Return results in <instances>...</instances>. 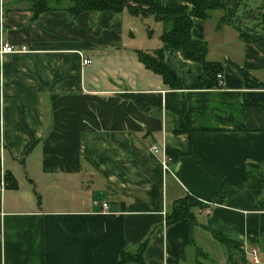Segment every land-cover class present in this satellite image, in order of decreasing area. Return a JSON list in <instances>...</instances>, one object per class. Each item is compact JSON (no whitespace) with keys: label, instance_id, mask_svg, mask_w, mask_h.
<instances>
[{"label":"crops","instance_id":"crops-1","mask_svg":"<svg viewBox=\"0 0 264 264\" xmlns=\"http://www.w3.org/2000/svg\"><path fill=\"white\" fill-rule=\"evenodd\" d=\"M28 7L0 0V47H26L0 53V171L15 183L5 176L0 192V264H112L124 243L147 235L145 264L226 262L207 229L247 260L256 249L263 263L264 188L223 185L264 169V37L244 42L218 14L193 17L192 36L222 65V84L200 88L202 62L163 44L153 19L126 11L71 17L64 8L32 18ZM136 24L153 33L142 39ZM156 48L182 88H168L138 60L136 49ZM178 121L189 133L173 131ZM167 150L181 155L164 168ZM186 193L205 206L193 209V222L164 224ZM190 234L205 258L187 243Z\"/></svg>","mask_w":264,"mask_h":264},{"label":"trees","instance_id":"trees-1","mask_svg":"<svg viewBox=\"0 0 264 264\" xmlns=\"http://www.w3.org/2000/svg\"><path fill=\"white\" fill-rule=\"evenodd\" d=\"M31 11V17L36 18L42 12L53 8H64L71 17L77 16L80 12L89 11L91 13H99L103 11H112L121 13L126 11L131 16L146 20L153 19L161 26L158 39L169 48L179 50L183 56L192 61H200L203 64L202 74L198 78V87L212 88L219 86L216 74L221 72L222 65L217 61L206 59L207 43L203 39L194 38L191 34L192 18L198 17L206 19L212 12L219 10L218 19L222 23L231 24L237 31L238 37L244 42H255L264 37V26L260 20V14L264 8V0H201V3L194 7H189L187 4H178L174 6H165L163 0H26ZM256 1V2H255ZM251 3L253 5H251ZM254 11L252 20L257 22L254 28L248 27V24H239V11L244 12ZM243 10H242V9ZM254 21V22H255ZM147 26V34L150 35L152 28ZM136 56L144 66L156 74H159L162 81L171 89L182 88V80L172 72L164 63L163 49L156 48L151 52L141 49H136ZM138 104V103H137ZM142 106L141 104H138ZM174 132H187L189 128L181 126V121L176 122ZM166 154L170 160L177 159L181 153L177 151L167 150ZM6 179L10 185L14 187L15 183L9 173H5ZM264 188V169L245 171L244 180L242 183L227 187L223 185V190L231 189L239 192L245 188ZM219 201H222L223 191L218 194ZM215 196V195H214ZM212 196V199H216ZM205 205L191 194H184L175 199L171 203L170 209L166 212L164 224L176 222L182 218H189L194 221L193 209L204 207ZM212 239L218 242L224 249L225 261L227 264H250L246 254L236 246L232 245L220 233L207 229ZM149 235L141 242L131 247L124 243L120 248L118 259L112 264H145L144 251L148 244ZM187 243L195 246L197 256H203L205 253L194 243L190 234ZM196 264H203L200 259H197ZM264 264V261H263Z\"/></svg>","mask_w":264,"mask_h":264},{"label":"built area","instance_id":"built-area-1","mask_svg":"<svg viewBox=\"0 0 264 264\" xmlns=\"http://www.w3.org/2000/svg\"><path fill=\"white\" fill-rule=\"evenodd\" d=\"M16 50L17 51L26 50V47L22 45V46H20L18 48H15L13 45H10V44H7V43H3L1 45V47H0V53H10V52H14ZM89 63H90V59H88V58H83L82 59V64L83 65H87ZM216 78L218 80V84L221 85L222 82H223L222 73L218 72L216 74ZM151 151L153 153H156L158 151L157 146H155V145L151 146ZM161 160H162L161 162H162L163 167L166 168L168 161H170L169 156L167 154H165ZM4 183H5V176H4L3 171H0V192L3 191V189H4ZM93 203L94 204H98V201H93ZM210 203L211 202H209V201L206 202L207 205H209ZM101 208H102V210H106L108 208L107 203L106 202L101 203ZM248 255L250 256L251 262L253 264H261L262 263V261H261L259 255H258V252H257L256 249H250L248 251Z\"/></svg>","mask_w":264,"mask_h":264},{"label":"rangeland","instance_id":"rangeland-1","mask_svg":"<svg viewBox=\"0 0 264 264\" xmlns=\"http://www.w3.org/2000/svg\"><path fill=\"white\" fill-rule=\"evenodd\" d=\"M256 2V1H255ZM18 3H20V4H26V2H21V1H19ZM251 5H253L252 3H251ZM242 9V8H241ZM243 10V9H242ZM252 11H254L255 13H256V11H257V8L255 7V10H253L252 8L250 9V10H248V11H246V12H244V10H243V12L242 11H239V16H238V22H239V24L241 25H243V24H248V27H250V28H254V27H256V26H258L257 25V22L255 21V20H252L251 19V17L253 16V13L254 12H252ZM212 13H215L217 16V18H218V16H219V14H220V12H219V10H216V11H214V12H212ZM215 17H212V18H210V19H208L207 21H208V23H209V25L211 24H213L212 22H213V19H214ZM255 21V22H254ZM151 27L153 28V26L151 25ZM258 27H260V26H258ZM136 28L137 29H139L140 30V32H141V34H145L146 32H147V30H146V25L145 24H136ZM152 33H153V31H152ZM144 34H143V37H141L142 39H145L146 37L144 36ZM139 35V33H137V35H136V38L139 40V38H140V36H138ZM221 246V245H220ZM222 247V246H221ZM249 251V250H248ZM248 251H247V253H248ZM260 257V256H259ZM249 263L251 264L252 262H251V258H250V256H249ZM215 264H227L226 262H220V261H217V262H215ZM253 264V263H252ZM261 264H263V263H261Z\"/></svg>","mask_w":264,"mask_h":264},{"label":"water","instance_id":"water-1","mask_svg":"<svg viewBox=\"0 0 264 264\" xmlns=\"http://www.w3.org/2000/svg\"><path fill=\"white\" fill-rule=\"evenodd\" d=\"M260 20H261L262 25L264 26V8L262 9L261 14H260Z\"/></svg>","mask_w":264,"mask_h":264}]
</instances>
